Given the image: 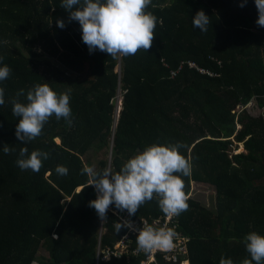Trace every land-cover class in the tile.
Returning a JSON list of instances; mask_svg holds the SVG:
<instances>
[{"label":"trees","instance_id":"1","mask_svg":"<svg viewBox=\"0 0 264 264\" xmlns=\"http://www.w3.org/2000/svg\"><path fill=\"white\" fill-rule=\"evenodd\" d=\"M241 2L152 0L147 10L157 24L151 48L113 59L98 49L90 53L62 0H0V66L11 69L0 81V264L145 262L137 233L126 227L117 232L115 205L103 222L89 207L96 190L82 174L85 157L98 154L97 170L119 171L145 146L177 142L192 165L191 176H182L189 208L172 218L175 232L188 237L179 258L188 264L251 258L244 237L252 231L264 235V116L235 108L254 99L264 108V27L256 23L255 0L243 7ZM199 10L210 17L207 32L193 26ZM37 83H48L57 94L70 89L72 127L52 116L39 137L22 143L11 99L23 89L20 100L26 102ZM233 142L246 153L232 154ZM4 144L15 151L5 154ZM24 147L50 154L38 173L17 166ZM57 165L68 174H57ZM192 183L212 188V208L189 195ZM135 217L165 215L153 199ZM120 241V255L105 259L104 252ZM147 264L173 263L156 252Z\"/></svg>","mask_w":264,"mask_h":264},{"label":"clouds","instance_id":"2","mask_svg":"<svg viewBox=\"0 0 264 264\" xmlns=\"http://www.w3.org/2000/svg\"><path fill=\"white\" fill-rule=\"evenodd\" d=\"M246 2L242 0L240 6ZM151 4L152 0H62L60 6L69 12V21L79 22L82 40L90 53L98 49L116 59L135 55L141 49L148 52L151 48L157 24V17L147 10ZM255 6L258 11L256 23L264 27V0H255ZM192 23L207 32L210 17L199 10ZM57 26L64 28V20H57ZM10 71L7 65L0 66V81H5ZM24 95V90L20 89L11 99L12 113L19 118L15 135L20 142L27 143L39 137L52 116L57 120L63 118L69 128L72 127L70 89L57 94L48 83H37L27 91L26 102H21L20 97ZM4 97L5 89L0 87V105L5 104ZM181 147L179 142L151 143L127 159L119 171H114L111 166L97 170L94 166L84 165L82 174L88 176L87 185L96 190V198L89 201V207L95 209L102 222L107 219V211L112 205L119 211H127L131 217L153 199L169 219L187 211L188 196L182 176H191L192 165L179 151ZM13 151L14 148L4 144L5 154ZM49 155L41 150L29 153L24 147L19 151L16 164L21 170L38 173ZM55 171L62 176L68 174L64 165H57ZM122 227L137 231L130 219L115 224L117 232ZM175 237L173 228L144 221L136 236L137 251L145 254L155 250L170 251ZM244 244L251 258H245L242 264H264V235L249 232L244 237ZM219 264H233V260L221 257Z\"/></svg>","mask_w":264,"mask_h":264},{"label":"built area","instance_id":"3","mask_svg":"<svg viewBox=\"0 0 264 264\" xmlns=\"http://www.w3.org/2000/svg\"><path fill=\"white\" fill-rule=\"evenodd\" d=\"M189 67H195L197 71H199L200 73H206L205 70H203V68L198 67L194 62L192 61H187ZM176 75V71H172L171 72V77H174ZM209 75V74H208ZM256 102V100H252L250 101L248 104L246 105H237L236 106V110L238 111H242L244 110V108H248L250 110H254L255 108L258 109V105L255 106L254 103ZM257 103V102H256ZM247 110V109H246ZM233 148V147H232ZM235 151H232V154H234ZM115 214L118 216L119 222L124 220V219H130L133 222V225L135 227V229H137V231H133L130 230L129 228H127V232H133V233H137L138 234V229L142 227V224L144 221H147L148 223H154V222H158V226H164L167 225L168 227L171 228H175L176 226L172 224V218L169 219L168 217H164L163 219L161 217L159 218H154L151 221H148L147 219L144 218H130L128 216L127 212H123V211H114ZM127 237V234L123 235L122 237V241H124V238ZM188 240V237L185 236H180L177 232H176V237L174 239V247L172 250L164 252V251H160V250H155L153 251L151 254H148V256L146 257V261L143 262L142 264H147V262H150L153 260V254L156 252H161L163 254V258L164 260L171 262L173 264H188V261L186 259L183 258H179L180 256L184 255L186 253V244L185 242ZM120 241L118 244H116V247L114 249L113 252L110 251H106L104 252V258L108 259L110 257V255H114V256H119L120 252L118 251L120 249V247H123L124 243Z\"/></svg>","mask_w":264,"mask_h":264},{"label":"rangeland","instance_id":"4","mask_svg":"<svg viewBox=\"0 0 264 264\" xmlns=\"http://www.w3.org/2000/svg\"><path fill=\"white\" fill-rule=\"evenodd\" d=\"M121 101V98L119 97V99L117 100V102ZM254 115H258L261 113L258 109H254L253 110ZM264 114V113H263ZM256 116V117H258ZM86 161L88 160L87 165L88 166H94L95 168L97 167V163L100 160V155L98 154H87L85 157ZM191 191H190V196L196 200H198V202L206 207H213V201H214V192L212 190V188L208 185H200V184H195L192 183L191 184ZM121 248V247H120Z\"/></svg>","mask_w":264,"mask_h":264},{"label":"crops","instance_id":"5","mask_svg":"<svg viewBox=\"0 0 264 264\" xmlns=\"http://www.w3.org/2000/svg\"><path fill=\"white\" fill-rule=\"evenodd\" d=\"M254 103V102H253ZM238 105H240V104H238ZM254 105L255 106H257V103L255 102L254 103ZM258 107V106H257ZM244 109H247V112H248V114H250L251 116H253V117H256V116H258V115H254V113H253V110H250V109H248V108H244ZM258 110L261 112L259 115H262V116H264V108H260V107H258ZM236 112H241V111H238V110H236ZM237 128H238V126H237ZM234 144H233V146H234V150H235V153L234 154H237V153H246V152H244V147L242 146V144L241 143H235V142H233ZM195 184H199V183H195ZM200 185H203V184H200ZM205 185V184H204ZM206 207V206H205Z\"/></svg>","mask_w":264,"mask_h":264},{"label":"water","instance_id":"6","mask_svg":"<svg viewBox=\"0 0 264 264\" xmlns=\"http://www.w3.org/2000/svg\"><path fill=\"white\" fill-rule=\"evenodd\" d=\"M121 106V101L119 102H117V104H116V110H115V113H116V119H117V117H118V113H119V110H120V107ZM109 162H110V156H109Z\"/></svg>","mask_w":264,"mask_h":264}]
</instances>
